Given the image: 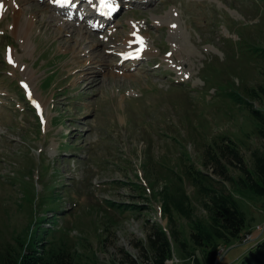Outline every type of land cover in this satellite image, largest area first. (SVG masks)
I'll return each mask as SVG.
<instances>
[{"label":"rangeland","instance_id":"rangeland-1","mask_svg":"<svg viewBox=\"0 0 264 264\" xmlns=\"http://www.w3.org/2000/svg\"><path fill=\"white\" fill-rule=\"evenodd\" d=\"M21 2L41 12L29 30L14 21L12 0L2 2L0 244L47 230L92 250L102 264L141 261L137 246L156 224L169 226L155 191L189 167L221 178L204 155L220 136L238 142L248 163L264 148L251 114L260 105L250 98L261 69L249 55L264 48V0H119L113 23L99 31L58 17L49 0ZM61 24L76 36L58 31ZM83 30L93 37L78 48ZM134 31L146 52L123 60L119 47ZM72 36L74 49L62 44ZM232 190L252 238L220 252L223 264H242L264 238V196ZM195 215L206 213L197 206ZM174 218L190 242V223ZM196 255L205 262L202 250ZM180 257L175 251L167 264H191Z\"/></svg>","mask_w":264,"mask_h":264},{"label":"trees","instance_id":"trees-1","mask_svg":"<svg viewBox=\"0 0 264 264\" xmlns=\"http://www.w3.org/2000/svg\"><path fill=\"white\" fill-rule=\"evenodd\" d=\"M249 55L260 64L261 69L262 83L257 89H252L250 98L258 100L260 105L251 109L255 122L253 133L264 142V48ZM213 140L204 155L206 160L211 158L215 165H219L214 174L221 178L189 167L184 175L178 174L161 190L155 191L154 195L162 202L161 209L169 226L156 224L146 241L137 246L143 258L141 261L132 259L131 264H167L173 260L175 251L180 258L190 260L191 264H214L223 245L243 242L245 235L251 232H245L247 215L232 189L248 190L264 196V148L254 150L252 161L248 163L242 156L238 142L225 136ZM203 165L207 166V161ZM233 168L239 171L238 177L232 174ZM227 182L230 183L229 187ZM187 184L193 188L195 199L188 194ZM116 205L124 207V210L128 206L123 203ZM197 206L205 211V217L195 215ZM175 215L190 223V242L183 239L175 227ZM33 224H36V231L41 230L40 222ZM36 233L32 232L29 240L0 244V264H102L92 250H79L78 245L67 236L54 238L47 230L40 235ZM45 235H52V238H44ZM253 247L242 264H264V238L255 242ZM197 250L203 251L205 262L196 255Z\"/></svg>","mask_w":264,"mask_h":264},{"label":"bare ground","instance_id":"bare-ground-1","mask_svg":"<svg viewBox=\"0 0 264 264\" xmlns=\"http://www.w3.org/2000/svg\"><path fill=\"white\" fill-rule=\"evenodd\" d=\"M10 0H0V2H9ZM15 1V2H14ZM50 1L51 2H54L55 0H49V3H50ZM12 2H13V4H14V7H15V9L16 10H14V14H16V17L14 18V21H18V23L20 22V23H22V26L25 24L26 25V27L27 28H29V30H31V29H33V27L35 26V24H36V19H37V16H38V14H40V12H41V9H37V8H35V6L33 7V5H31V6H29L28 8H26V7H23L22 6V2H21V0H12ZM92 2V4L93 5H96V2H95V0H92L91 1ZM111 2H112V4L113 5H115L113 8H110L109 9V11H108V16H110V18L112 19L113 18V15H116L117 14V11H116V9H117V7H119V0H111ZM25 3V2H24ZM82 3V1L80 2V1H78V0H75L74 1V9H72V11L70 12V14H68V16H80L79 14H83V13H78V11H80V9H81V6H80V4ZM77 9H79V10H77ZM90 11H91V9H90V7H87L86 8V12L87 13H89L90 14ZM56 14V13H55ZM25 15H28V17L27 16H25ZM41 15H43V14H41ZM57 15V14H56ZM58 16V15H57ZM43 17V16H42ZM59 17V16H58ZM52 22H55V21H57V20H59L58 18H55V17H53L52 16ZM25 19V20H24ZM24 20V21H23ZM62 21V20H61ZM76 23V22H75ZM74 23V24H75ZM15 25H17V24H15ZM70 25V24H69ZM45 26H47V25H45ZM21 27V26H20ZM25 27V26H24ZM18 29V28H17ZM60 30H58V31H60V32H64V33H70V34H74L75 35V29H73L72 27H68V25L66 26V25H64V24H61V26H60V28H59ZM21 30H24V29H22V27H21ZM21 30H20V32H21ZM25 30H26V28H25ZM28 30V29H27ZM26 30V31H27ZM28 32V31H27ZM72 32V33H71ZM82 32H84V30L82 31ZM136 31H134V34H133V32L131 33V35L133 36V37H135L134 39L133 38H129V39H127L126 41H124V44L122 45V47L120 46L119 47V53H120V55H122V54H127V57H132V56H135V57H139V59H140V57L142 56L141 54H143V52L145 51L146 52V48H145V45L143 44V43H141V42H137V36H140L139 35V33H135ZM24 33V32H23ZM26 34V33H25ZM95 35V34H94ZM76 36V35H75ZM90 37L92 38L93 36L92 35H90L89 33H87V35H86V33L84 32L83 33V35H82V38L81 39H75V37L73 38V36L71 37V38H69V39H67V40H65V41H62V44H64V45H66V46H71V44L73 43V41H74V39H75V43L77 44V47L79 48V47H81V44L80 43H83L84 41H85V39H90ZM113 40V39H112ZM90 41H91V39H90ZM96 42V41H95ZM79 43V44H78ZM87 45V44H86ZM71 49H74V46H71L70 47ZM78 48L76 49V50H74V52L75 53H78V55H80V54H85V49H83V50H81V51H78ZM139 51H141L140 53L141 54H139ZM133 53H137L136 55L135 54H133ZM88 54H92V52H90L89 51V53ZM139 54V55H138ZM144 55V54H143ZM221 256V252L219 251V253H218V256H217V258H219ZM216 261V260H215ZM217 262V261H216ZM221 263V262H220Z\"/></svg>","mask_w":264,"mask_h":264},{"label":"snow or ice","instance_id":"snow-or-ice-1","mask_svg":"<svg viewBox=\"0 0 264 264\" xmlns=\"http://www.w3.org/2000/svg\"><path fill=\"white\" fill-rule=\"evenodd\" d=\"M55 2L60 3V4H64V3L69 2V0H55ZM102 2L105 4V6H108L107 0H102ZM3 11H4V5L2 2H0V15L3 14ZM173 27H175V25H173ZM140 42L143 43V38H141ZM8 61H9V63H14V61L12 60V57H11V50L10 49H9V53H8ZM24 87L27 88L28 85L24 84ZM29 96H31V93H29ZM33 103L36 104L37 109L40 108L38 103H36L35 101H33Z\"/></svg>","mask_w":264,"mask_h":264},{"label":"built area","instance_id":"built-area-1","mask_svg":"<svg viewBox=\"0 0 264 264\" xmlns=\"http://www.w3.org/2000/svg\"><path fill=\"white\" fill-rule=\"evenodd\" d=\"M249 238H250V235L246 237V239H249ZM221 258L222 257L220 256L219 259H218V263L217 264H219V262L221 261Z\"/></svg>","mask_w":264,"mask_h":264}]
</instances>
